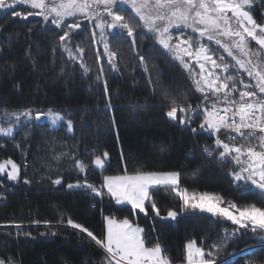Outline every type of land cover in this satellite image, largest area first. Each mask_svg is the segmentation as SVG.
Wrapping results in <instances>:
<instances>
[{
    "label": "snow or ice",
    "instance_id": "6c2138e0",
    "mask_svg": "<svg viewBox=\"0 0 264 264\" xmlns=\"http://www.w3.org/2000/svg\"><path fill=\"white\" fill-rule=\"evenodd\" d=\"M0 11L10 12L23 21L39 18L37 24L52 26L57 36L52 52L59 48L67 62L78 65L88 77L90 91H101L104 110L110 115L109 128H115L117 121L105 64L110 72L120 73L119 61L126 48L136 61L130 71L135 73L138 67L145 75L151 93L160 97L156 107L164 109L163 117L192 134L193 147L179 165L173 164L168 156L167 162L155 170L142 167L129 172L128 157L123 150L119 175H103L111 163L107 151L91 155L88 163L74 150L53 157L54 163L62 158L67 160L77 176L82 177L66 183L62 175L55 179L49 176L53 185L84 190L98 197L100 204L107 201L118 211L129 213L117 218L101 207L99 234L71 218L59 221L101 252V259L92 260L91 264H173L158 237L150 238L149 231L136 220L140 215L154 221L204 216L221 227L222 238L215 241L187 239L184 264H236L237 254L220 262L219 252L229 241L249 234L264 250V0H0ZM27 32L31 33L32 27ZM145 39L152 42L146 50L142 48ZM30 49L31 45L26 53L29 59ZM89 53L95 72L87 63ZM159 57L184 70L192 98L161 83L153 62ZM60 75H64L63 69ZM14 87L19 90V83ZM129 107L136 116L145 105L133 103ZM75 111L13 106L0 99V138L16 141L23 130L22 139L26 142L33 134V127L42 130L46 127L49 132L66 129L67 133H73ZM81 111L86 113L88 109ZM84 120L85 116L81 115L80 122ZM15 147L22 151V160L18 163L9 157L0 161V189L5 187V180L32 184L27 172L31 161L25 145L16 141ZM78 147L73 145V149ZM157 151L164 157L169 149L161 143ZM198 157H203L205 163H198ZM209 163L228 172L235 191L257 193V202L238 203L219 193L188 186L189 181L193 185L200 181ZM45 166L51 169L52 164ZM89 169L102 175L99 185L89 182ZM162 194L174 198L178 204L162 211L158 203ZM0 199L7 197L0 193ZM0 227L15 228L16 238L23 235L35 239L30 232L21 233V223L12 221ZM255 254L254 248L239 253L242 257ZM0 264L19 262L8 257L0 258Z\"/></svg>",
    "mask_w": 264,
    "mask_h": 264
},
{
    "label": "trees",
    "instance_id": "16d2710c",
    "mask_svg": "<svg viewBox=\"0 0 264 264\" xmlns=\"http://www.w3.org/2000/svg\"><path fill=\"white\" fill-rule=\"evenodd\" d=\"M256 15L259 16V12ZM38 19L23 21L11 16L10 12L0 13V40L3 41L0 45L3 48L0 53V99L20 107L75 109L73 119L76 126L73 133H67L66 129L49 132L46 127L43 130L33 127V134L26 142L22 139L23 130L16 136V141L25 145L24 150L31 161L27 172L32 184L4 181L5 187L0 189V193L7 199H0V225L12 221L21 223V233L30 232L35 239L25 238L23 235L16 238L15 228L0 227V258L11 257L19 264H91L92 260L101 259V252L87 239L75 235L74 229L59 221L71 218L99 234L102 230V218L99 214L101 207L105 213L111 212L117 218L128 216L129 213L118 211L107 201L100 204L98 197L84 190L68 189L64 184L53 185L48 180L49 176L55 179L57 175H62L66 183L82 178L77 176L67 160L62 158L54 163L53 157L61 152L74 150L88 163L91 155L107 151L111 163L103 175H119L122 174L121 150L128 157L129 172L142 167L155 170L167 162L168 156L173 164L179 165L187 150L193 147V138L190 132L173 126L163 117L164 109L156 107L160 103V97L151 93L145 75L138 67L135 73L130 71L136 61L126 48L119 61L120 73L110 72L105 64L117 121L115 128H109L110 115L104 110L105 99L101 91H90L88 77L83 75L78 65H70L59 48L55 53L52 52V48L56 46V31L51 26L37 24ZM28 27H32L31 33L27 32ZM9 37L13 39L9 41ZM151 44L150 40L145 39L142 48L146 50ZM29 45L31 59L26 54ZM86 59L95 72L91 53ZM153 62L157 65L161 83L178 92L187 93L192 98L190 81L186 80L183 69L173 66L163 57ZM62 69L63 76L60 75ZM17 83L20 85L19 90L14 87ZM133 103L145 105L136 116L131 114L129 107ZM85 107L88 109L86 113L81 111ZM81 115L85 116L83 122H80ZM16 141L0 138V145H5L0 147V161L11 157L18 163L21 162L23 153L15 147ZM161 143L169 149L164 157L157 151V146ZM73 145L79 147L73 149ZM197 162L205 163L203 157H198ZM49 163L52 164L51 169L45 166ZM187 170L190 171L191 167ZM87 175L90 183L99 185L102 181V175L97 171L89 169ZM188 186L199 191L219 193L238 203L257 202L258 197L255 192L235 191L228 172L211 163L207 165L200 181L195 185L189 181ZM158 203L162 211L178 204L174 198L164 194L158 199ZM34 220L41 223L35 224L32 222ZM136 220L149 231L150 238L158 237L173 264H184V245L187 239L195 238L199 241L201 238H209L215 241L222 238L221 227L204 216H181L176 221H154L140 215ZM45 221L51 223L46 224ZM50 232H55L56 235H40ZM257 244L258 241L251 234L234 242L229 241L219 252L218 260ZM255 253L254 256H237L236 264H261L264 250L256 248Z\"/></svg>",
    "mask_w": 264,
    "mask_h": 264
},
{
    "label": "rangeland",
    "instance_id": "374dc122",
    "mask_svg": "<svg viewBox=\"0 0 264 264\" xmlns=\"http://www.w3.org/2000/svg\"><path fill=\"white\" fill-rule=\"evenodd\" d=\"M0 13H4V12H2V11H0ZM48 26H50V25H48ZM52 27V26H51ZM221 54H223L222 52H221ZM227 58V57H226ZM68 227H70V226H68ZM249 248H254V249H256V248H261V246L259 245V244H257V245H254V246H251V247H249ZM224 260V259H223ZM223 260H221V261H223ZM220 261V262H221Z\"/></svg>",
    "mask_w": 264,
    "mask_h": 264
},
{
    "label": "built area",
    "instance_id": "2783aa9c",
    "mask_svg": "<svg viewBox=\"0 0 264 264\" xmlns=\"http://www.w3.org/2000/svg\"><path fill=\"white\" fill-rule=\"evenodd\" d=\"M242 251H240V252H238V253H236L237 255L236 256H238L239 255V253H241ZM232 256V255H231ZM231 256L230 257H228V258H226L225 260H223V261H226V260H228V259H230L231 258ZM223 261H221V262H223Z\"/></svg>",
    "mask_w": 264,
    "mask_h": 264
}]
</instances>
